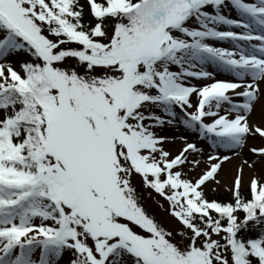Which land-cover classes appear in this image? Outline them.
Returning <instances> with one entry per match:
<instances>
[{
  "label": "snow or ice",
  "instance_id": "1",
  "mask_svg": "<svg viewBox=\"0 0 264 264\" xmlns=\"http://www.w3.org/2000/svg\"><path fill=\"white\" fill-rule=\"evenodd\" d=\"M249 140L264 0H0V264H264Z\"/></svg>",
  "mask_w": 264,
  "mask_h": 264
},
{
  "label": "rangeland",
  "instance_id": "2",
  "mask_svg": "<svg viewBox=\"0 0 264 264\" xmlns=\"http://www.w3.org/2000/svg\"><path fill=\"white\" fill-rule=\"evenodd\" d=\"M249 141H252V140H249ZM253 147H260V146H264V145H261L260 142L257 140L255 141V143H253ZM251 145V144H249ZM248 148L249 146L245 145L244 147V151L242 154L245 155V159H248V160H252L254 159V156L248 152ZM231 163H233V160L232 161H228L226 162L224 165H223V168L228 166V165H231ZM261 164L257 163V164H254L253 165V169H248L246 167V175H245V178H247L252 172H255L257 176H260L261 175V172L257 171L258 168H256V166H259ZM256 168V169H255ZM220 179L223 181V177H222V172L220 174ZM135 182V181H134ZM139 195H140V203L141 205L143 206V208L145 209V211L147 212V214H149L150 216H153L157 221L159 222H166L168 217H167V206H166V203L165 202H162L160 200H158V198L154 195H152L151 193H149V191L147 189H143V190H140L139 191ZM219 195H227L226 193H223V192H220L217 196ZM216 196V198H218ZM157 201L159 202V204L157 203ZM162 204L163 207H160L159 205Z\"/></svg>",
  "mask_w": 264,
  "mask_h": 264
},
{
  "label": "bare ground",
  "instance_id": "3",
  "mask_svg": "<svg viewBox=\"0 0 264 264\" xmlns=\"http://www.w3.org/2000/svg\"><path fill=\"white\" fill-rule=\"evenodd\" d=\"M259 111H260V107H259V104H258L257 105V115H259ZM169 134H171V133H169ZM253 143H255V141H248L246 145L249 146V147H253V145H254ZM249 144H251V145H249ZM243 152H245V151L243 150ZM241 155H242L243 158H245V155H243V154H241ZM240 161H241V156L237 157L233 161V163H231V165H228V166L222 168L221 172H222L223 179L226 178V174H229L236 166H238L240 164ZM246 167L247 166H245V168H244V174L245 175L247 173V172H245L246 171ZM256 168H258L257 171L261 172V165L256 166Z\"/></svg>",
  "mask_w": 264,
  "mask_h": 264
}]
</instances>
